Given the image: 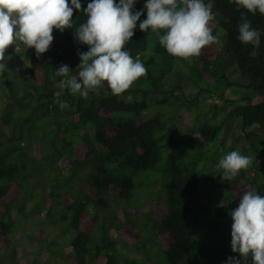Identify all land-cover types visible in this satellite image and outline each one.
<instances>
[{
	"label": "trees",
	"instance_id": "16d2710c",
	"mask_svg": "<svg viewBox=\"0 0 264 264\" xmlns=\"http://www.w3.org/2000/svg\"><path fill=\"white\" fill-rule=\"evenodd\" d=\"M138 1L142 0L134 4ZM89 2L80 0L81 9ZM204 2L212 4L209 27L218 39L187 60L170 55L150 29L140 30L139 23L146 18V10L142 12L125 45L147 69V75L139 78L149 87L141 101L120 100V94H113L104 82L89 90L87 97L79 93L69 97L64 89L59 100L67 108L56 102L55 93L61 91L56 83L62 79L56 70L67 65L70 74L77 75L78 53L88 51L89 46L74 36L75 28L87 18L82 10L73 9V28L53 30L49 49L39 56L34 48L21 46L17 53L9 46L7 70L0 74V264H7L3 256L9 251L13 227L21 230L27 221L38 228L48 223L65 225L71 233L66 264H156L155 250L163 258L158 264H227L229 257L240 258L222 228L228 223V210L238 206L245 191L255 189L264 196V184L258 183L264 173V14L249 13L234 0ZM242 14L261 33L255 57L250 55L253 46L238 39ZM181 63L191 67L190 73L201 82L225 80L227 87H234V94L226 98L221 94L220 102L213 103L220 120L204 123L198 130L192 126L184 130L187 139L195 140L192 156L177 148L181 135H174L173 126L164 128L158 115L147 120L140 117L148 107L158 110L169 102L171 98L164 94L176 101L180 98L177 103H181L188 92L167 87ZM176 83L189 90L185 80L177 77ZM136 91L127 89L123 95ZM151 93L161 94L160 99L153 100ZM74 137L80 140L75 149ZM225 144L229 152L239 151L253 162L235 178L223 181L227 205L221 207L218 201L212 219L200 230L201 219L210 216L211 176L215 171L223 173L215 157L201 148L213 146L217 156ZM163 147L168 153L165 164ZM137 174L139 183L133 179ZM202 182L204 187L199 186ZM29 200L33 202L30 212ZM127 201L135 205L125 209ZM110 209L123 211L129 226L118 225L119 214ZM48 243L45 249L58 256L52 241ZM11 247L22 260L15 259L16 264H28L19 254L25 249L17 244ZM53 259L52 264H59Z\"/></svg>",
	"mask_w": 264,
	"mask_h": 264
},
{
	"label": "clouds",
	"instance_id": "9594fccd",
	"mask_svg": "<svg viewBox=\"0 0 264 264\" xmlns=\"http://www.w3.org/2000/svg\"><path fill=\"white\" fill-rule=\"evenodd\" d=\"M234 3L249 13L264 14V0H234ZM133 5L134 0L118 3L91 0L81 9L80 0H71V4L69 0H0V74L7 70L5 52L9 46H14L17 53L23 46L34 48L37 56L43 54L54 39V29L73 28L75 8L82 10L87 18L75 28L74 36L89 47L88 51L78 53L77 75H71L67 65L56 70L55 74L62 77L56 83L61 90L55 93L56 102L61 108H67L68 104L59 100L64 89L87 97L89 90L104 82L113 94L123 93L147 75L144 64L125 49L142 14L141 11L133 13ZM144 8L146 18L139 23L140 30L148 32L150 29L156 33L159 44L174 57L187 60L199 56L205 46L218 39L209 27L213 20L212 4L204 0H146ZM238 31V39L253 46L250 55L255 57L258 54L255 49L260 46V31L252 28L244 14ZM252 162V157L233 150L220 158L216 167L223 170V180H231ZM226 205L222 200L220 206ZM229 214L231 249L239 253L240 258L229 257L227 264H264V196L255 189L245 191L238 206Z\"/></svg>",
	"mask_w": 264,
	"mask_h": 264
},
{
	"label": "rangeland",
	"instance_id": "374dc122",
	"mask_svg": "<svg viewBox=\"0 0 264 264\" xmlns=\"http://www.w3.org/2000/svg\"><path fill=\"white\" fill-rule=\"evenodd\" d=\"M146 3V0H142V1H138L133 5L132 11L133 13H135L136 11H141L144 12L146 9L144 8V4ZM179 72H176L174 75V78L172 79V81L167 85L168 89H173L175 91H178L179 93H181V91H184L187 94H184L182 99H181V103H177L180 101V98L178 101L174 100V98L170 95H166L164 94V96H167L168 98H171L169 102L163 103L161 108L156 110V108L154 106L148 107L147 110H145L142 114H140V117L143 120H147L149 118H151V116H155L158 115L163 122V127L164 128H169L172 127L174 128V135L179 137L180 136V141H178L179 143L177 144V148L178 149H182L185 150L186 152L189 151V153L193 154L194 151V142L195 140L191 139V141L189 140V138H186V134L184 133V130L189 128V126H192L195 128V130H198L200 128V126L204 123H208L211 121H218L221 119V117L216 114L214 112V108L212 106H214L213 103H219L220 100L218 98H220L219 96L222 94L223 98L229 97L231 96L234 91V87H227L226 86V81L225 80H219L217 81V83L214 80H209V82H201L199 76L197 75V77H195V74H191V67H186V66H182V63L180 64L179 67ZM192 75V77H190L189 75ZM177 77L183 79V81L185 80L186 83L190 86H188L189 90L187 91V86L186 85H179L177 84ZM237 77L235 76H230L229 79L230 80H235V81H239V79H235ZM242 77H240L241 79ZM240 81L244 82L243 79H241ZM148 82H144L141 79L136 80L133 85L129 88H133L135 90H137L136 92H129L127 95H123V93H121L120 96V100L123 101H141L143 96L142 93L144 90L148 89L149 87L146 86ZM166 86V85H165ZM68 90V89H67ZM68 95L70 97V90L67 91ZM182 94V93H181ZM155 94L151 93V98L154 97ZM161 94L156 95L153 100L156 99H160ZM212 100L217 101V102H212ZM180 107L182 109H180ZM216 107V106H214ZM183 123L186 124V127H181L183 125ZM51 126H46L47 129H49ZM181 129V131H180ZM166 142H165V146H168L169 141H168V136L166 137ZM80 143V140L76 137H74L72 139V144L71 146L75 149L78 147ZM228 145L225 144L222 151L218 152L219 157H222L220 154H224L226 155L229 150L226 148ZM197 149H199V147H197ZM204 152H206V154H212L217 163L219 162V158L216 156V151L213 149V146H202L201 148ZM162 157L164 158L163 164L166 163V159L168 156L167 151L164 152V147L162 148ZM212 162H210L211 164ZM260 169V167H259ZM221 172H223L222 169H219ZM254 169H252L251 171H253ZM123 173L125 174H132L129 170L127 169H123ZM135 175V174H134ZM139 174H137V177H134V181L135 183H139L138 179L140 178L138 176ZM222 174H218L217 171H215V173L211 176V181L209 182V184H212V189H214L211 193H210V203H209V207H208V211L207 213L210 216L207 217H203L201 219V221L199 222L200 227L198 229L202 230L203 229V224L205 221H207L208 219H212V214L216 208V205L218 203V201H222L224 199H226L227 196H229L227 193V189L225 187L224 184V180L221 178ZM258 183L263 187L264 184V173L260 174L259 176V180ZM200 185H202V187L205 185L204 182L200 183ZM159 184H157V188H158ZM211 188L209 190H212ZM263 190V188H262ZM135 198V197H134ZM113 201V200H112ZM115 201V200H114ZM113 201V202H114ZM32 200L27 201V210L30 212L31 208H32ZM128 205L124 206L125 209H130L131 205H135V204H131L130 201H127ZM236 208V206L231 207L228 210V223L224 222L225 225L223 226V232L225 233L224 235L229 238H231V224H232V219L230 216V211L234 210ZM111 211H113L112 209H110ZM88 212H92L91 208H88L87 210ZM131 212L133 210H130ZM114 213H118L119 216L115 219L118 222V225H120L119 223H121L122 225L120 226H129L128 223H126L125 219L121 216V213L123 211L121 210H116L113 211ZM60 215L58 214H54V219H58L59 222H62V218L60 217ZM65 225L63 224L61 225H55L54 227L50 226V224H45L44 227L42 228H38L36 226H31L30 222H25V224L23 225V227L21 230L13 227L11 234L9 235V248H8V253H6L3 257L5 258L7 264H16V260L15 259H19L20 257L17 256L15 253H12V247L11 245L17 244L18 246H21L22 248L25 249V253H19L22 257H24L25 259L28 260V264H45L47 262V260L49 261V264H52V259L57 263V259L59 261V264H66V257L68 254V239L71 236L70 231L67 228H64ZM111 230V229H110ZM196 232V231H195ZM199 232V231H198ZM57 234V235H56ZM56 235V236H55ZM201 233L198 234L197 236L200 237ZM55 236V237H54ZM196 236V235H195ZM51 241H52V248L53 250L56 249V252L58 251V256L53 257V255L47 251L45 249V247L47 246L46 243H48V246L51 245ZM63 242V243H62ZM14 243V244H13ZM216 245L219 243H215ZM64 245V246H63ZM215 245V246H216ZM154 248V247H153ZM20 249V248H19ZM155 249V248H154ZM22 250H20L21 252ZM62 255L63 258L60 256ZM9 257H12L11 259V263L7 260ZM57 258V259H56ZM124 257H122L120 259V261L123 259ZM152 258L156 261L155 263L158 264L161 263L162 255L159 251H156L152 253ZM65 263H64V260ZM20 260V259H19ZM22 260H20L21 262ZM22 264V263H20Z\"/></svg>",
	"mask_w": 264,
	"mask_h": 264
},
{
	"label": "water",
	"instance_id": "95a60500",
	"mask_svg": "<svg viewBox=\"0 0 264 264\" xmlns=\"http://www.w3.org/2000/svg\"><path fill=\"white\" fill-rule=\"evenodd\" d=\"M260 167V166H259Z\"/></svg>",
	"mask_w": 264,
	"mask_h": 264
}]
</instances>
